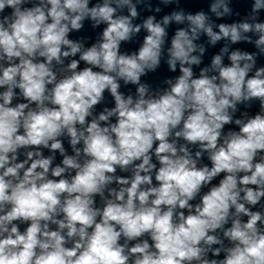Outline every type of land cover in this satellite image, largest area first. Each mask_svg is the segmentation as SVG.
Instances as JSON below:
<instances>
[{
    "label": "clouds",
    "instance_id": "clouds-1",
    "mask_svg": "<svg viewBox=\"0 0 264 264\" xmlns=\"http://www.w3.org/2000/svg\"><path fill=\"white\" fill-rule=\"evenodd\" d=\"M0 264H264V0H0Z\"/></svg>",
    "mask_w": 264,
    "mask_h": 264
}]
</instances>
